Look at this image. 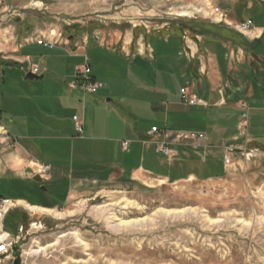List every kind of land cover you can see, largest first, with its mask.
Masks as SVG:
<instances>
[{"label":"rangeland","instance_id":"1","mask_svg":"<svg viewBox=\"0 0 264 264\" xmlns=\"http://www.w3.org/2000/svg\"><path fill=\"white\" fill-rule=\"evenodd\" d=\"M46 1L43 8L14 14L7 26L15 34L30 26L62 36L54 49H37L38 55L50 56V72L40 81H26L18 69L7 71L4 90L11 85L69 88L89 60L97 82L104 85L99 92L121 119L123 138H133L135 128L146 135L153 125L170 135L210 134V127L207 133L187 122L190 108L180 95L185 79L176 74L162 86L152 74L156 65L135 62L134 57L151 61L152 49L169 51L184 37L200 34L201 22H212L211 15L217 14L213 0ZM186 12L191 16H182ZM34 38L44 37L39 33ZM71 43L85 48L89 43L86 55L70 56L62 46ZM38 67L42 72L43 64ZM151 104L163 107L155 111ZM199 112L209 121L210 112ZM115 132H99L98 143L119 135ZM245 149L238 147L233 168L222 181L187 180L154 188L120 185V190L96 184L59 210L72 211L71 216L59 220L19 206L3 222V231L20 237V264H264V151ZM5 156L2 171L7 169ZM20 185V180L0 174L2 198L15 200ZM117 218L138 223L121 226ZM39 248L45 250L34 253ZM14 261L13 256L0 257V264Z\"/></svg>","mask_w":264,"mask_h":264},{"label":"crops","instance_id":"2","mask_svg":"<svg viewBox=\"0 0 264 264\" xmlns=\"http://www.w3.org/2000/svg\"><path fill=\"white\" fill-rule=\"evenodd\" d=\"M45 2L0 0V85L5 82L7 71L15 69L22 73L24 80H31L27 78L25 66L43 64L39 75L43 78L50 72V56L38 55L37 49L54 48L40 45L34 36L41 33L44 38H51L56 31L48 34L49 31H36L28 26L25 32L15 34L13 27L7 26L14 14L26 13L33 7L43 8ZM213 2L224 13L223 22L220 14H212V22H201L200 34L184 37L177 46L170 45L173 48L169 51L163 47L152 49L151 61L134 57L135 62L141 60L156 65L152 74L162 86L176 74L185 79V88L199 101L197 106L185 104L191 112L187 120L189 126L207 133L210 127L204 141L172 145L173 159L159 154L154 145L144 143L156 125L146 135L135 128V139L123 138L121 119L109 110L110 100H106V94L83 93L66 85L51 91L20 85L4 90L1 85L0 135L4 143L0 144V164L2 154H6L7 169L2 171L0 167V174L22 183L18 196L10 199L16 205L6 222L17 207L28 211L19 202L59 212L73 205L87 187L96 184L119 186L120 190V185L154 188L187 180L222 181L233 168L224 162L226 145L237 149L240 146L254 153L264 151V0ZM247 21H252V27L241 32L239 25ZM88 46L89 43L87 48L71 43L62 47L70 56L82 57ZM144 75H141L143 80L148 73ZM93 77L96 80L94 74ZM151 107L157 111L163 106L151 104ZM200 110L210 112L209 121ZM244 112L248 114L246 135L238 129ZM74 117H78L82 125L81 134L76 130ZM114 129L119 135L107 136L109 141L98 143L99 132L112 135ZM123 142L130 143L127 150L123 149ZM38 164L52 168L41 176L46 191L35 187V184L42 185L27 174L32 170L39 175Z\"/></svg>","mask_w":264,"mask_h":264},{"label":"built area","instance_id":"3","mask_svg":"<svg viewBox=\"0 0 264 264\" xmlns=\"http://www.w3.org/2000/svg\"><path fill=\"white\" fill-rule=\"evenodd\" d=\"M215 12L220 14L222 18V22L225 19L224 13L219 9H216ZM252 27V21H247L241 25H239V30L241 32H247ZM62 36L52 35L51 38H43L37 41L40 45H43L47 48H55L58 45H61L60 40ZM87 63L77 70L76 77L74 81L69 85V88L72 90H78L83 93L88 94H96L101 89L104 88V85L98 83L93 77L92 69L89 60ZM25 73H32L35 75H40L41 71L38 66H25ZM180 95L184 104L189 106H197L199 101L197 97L190 94L187 88H183L180 91ZM246 107V106H244ZM74 121L76 122V130L79 134L82 133V125L79 123L78 117H74ZM238 129L246 135L248 130V114L244 112L242 115V120L238 125ZM148 139L144 141L147 145H154L157 152L161 155H164L168 159H173V150L172 145H190L196 144L206 139V135L203 133H186V134H178V135H169L167 133L161 132L157 127H153L148 133ZM4 140L0 135V144H3ZM130 146L129 142H123L122 147L124 150H127ZM238 149H233L232 147L227 148L226 155L224 157V162L226 166H230L233 163L234 153L237 152ZM245 151V150H243ZM249 155V154H248ZM38 174L43 176L51 171L50 165L38 164L37 165ZM16 203L10 199L0 198V257L9 258L13 256V247L19 244L20 237L13 238L10 234H7L3 231V222L7 218L8 214L15 207Z\"/></svg>","mask_w":264,"mask_h":264},{"label":"bare ground","instance_id":"4","mask_svg":"<svg viewBox=\"0 0 264 264\" xmlns=\"http://www.w3.org/2000/svg\"><path fill=\"white\" fill-rule=\"evenodd\" d=\"M182 16L190 17L191 15H190V13L186 12ZM18 204L19 205H24L28 209V211L34 213L35 215H48V216H51V217L58 218L59 220H62L65 216H71L73 214L72 211H67L66 213H61V212H58L56 210L34 208V207L29 206V204L27 205V204H23L21 202H19ZM167 215H169V212H167ZM118 221H119V225H121V226L138 223V222L120 221L119 219H118ZM54 245L55 244H53L52 246H54ZM44 250H45V248H39V250L37 249L36 251H34V253H41ZM30 251H32V250H30Z\"/></svg>","mask_w":264,"mask_h":264},{"label":"water","instance_id":"5","mask_svg":"<svg viewBox=\"0 0 264 264\" xmlns=\"http://www.w3.org/2000/svg\"><path fill=\"white\" fill-rule=\"evenodd\" d=\"M27 78L31 79V80H41L43 77L39 76V75L32 74V73H28ZM27 174L32 176L34 182H36L40 185L43 184V178L40 175L34 174V172L32 170H28ZM42 191H46V189L43 187ZM19 249H20L19 245H15L13 247V257L15 259L14 264H20L21 263V259H20L21 253H20Z\"/></svg>","mask_w":264,"mask_h":264},{"label":"trees","instance_id":"6","mask_svg":"<svg viewBox=\"0 0 264 264\" xmlns=\"http://www.w3.org/2000/svg\"><path fill=\"white\" fill-rule=\"evenodd\" d=\"M11 218V217H10ZM9 219V218H8ZM10 220V219H9ZM9 222V221H8ZM17 225H18V223H17Z\"/></svg>","mask_w":264,"mask_h":264}]
</instances>
